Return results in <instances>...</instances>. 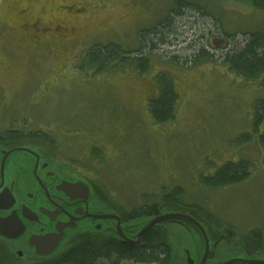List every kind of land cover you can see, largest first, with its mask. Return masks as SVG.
<instances>
[{"label":"rangeland","instance_id":"374dc122","mask_svg":"<svg viewBox=\"0 0 264 264\" xmlns=\"http://www.w3.org/2000/svg\"><path fill=\"white\" fill-rule=\"evenodd\" d=\"M184 1L193 8H185L184 19L174 17L169 40L142 49L150 59L142 73L129 63L98 70L85 63L86 51L110 42L139 50L140 36L164 21L176 0H0V123L40 127L45 134L50 128L66 157L131 209L180 189L183 205L174 209L200 219L210 240L209 263L218 264L241 256L240 239H222L221 226L234 234L264 226V123L254 125L264 74L245 78L222 59L228 46L245 41L244 33L264 29V8L252 0ZM72 4L84 12H68ZM36 18L46 26L89 25L92 32L77 46L54 51L22 31ZM202 46L212 58L194 61ZM161 72L179 99L173 120L155 122L148 102ZM227 161L241 163L248 175L208 183ZM161 228L179 264H188L187 250L201 260L205 244L197 228L167 221Z\"/></svg>","mask_w":264,"mask_h":264},{"label":"flooded vegetation","instance_id":"af4514ba","mask_svg":"<svg viewBox=\"0 0 264 264\" xmlns=\"http://www.w3.org/2000/svg\"><path fill=\"white\" fill-rule=\"evenodd\" d=\"M69 6L72 11L65 10L74 14L85 10L73 4ZM21 28L36 43L42 38L46 41L45 47L52 44L54 51H61L67 46L75 47L86 34L92 32L89 25L85 29L78 24L46 26L41 18ZM45 130L49 133H43L40 127L28 130L27 124L0 123V220L3 222L0 245L4 256L13 264H22L19 260H25L23 264H27L49 258L79 239L138 245L146 231L157 229L166 221L177 220L178 223L182 220L166 219L144 230L156 216L147 217V203L131 209L116 202L111 189L103 187L91 171L74 162V159H68L62 150L64 145L55 142L50 128ZM170 211L181 212H165ZM221 229L222 239H240L238 248L241 256L228 259L239 257L264 261V226L239 234H234L228 226H221ZM58 234H61L58 244L46 253L50 248L46 236L56 238ZM255 235L258 236L257 241L251 239ZM172 253L174 255L173 249ZM210 257L211 249L204 264H212L209 263ZM127 260L133 261L122 259L119 263ZM200 261L194 260V264H200Z\"/></svg>","mask_w":264,"mask_h":264},{"label":"trees","instance_id":"16d2710c","mask_svg":"<svg viewBox=\"0 0 264 264\" xmlns=\"http://www.w3.org/2000/svg\"><path fill=\"white\" fill-rule=\"evenodd\" d=\"M252 1L263 5L264 8V0ZM187 6H192L191 8H193V4L190 2L176 0L175 6L170 9L166 19L158 23L153 30L144 36H140L141 47L139 50L124 48L118 42H110L108 44L96 43L86 51L85 63L90 66H96L98 70L106 69L111 63H114L115 66L129 63L136 66L142 73L147 71L150 68V59L146 53L142 52V49L146 45L155 48L157 45L154 44V40H159L165 44V41L169 40V36L175 30L174 17L178 16L184 19L186 16L184 10ZM244 34L245 41L241 44L234 42L233 47L228 46L222 59L229 69L236 74L242 75L245 78L255 79L264 74V29ZM226 36L229 39L234 37L232 34H226ZM134 52L136 54H132ZM209 56L212 58V55L202 46L194 61L205 59ZM165 75L168 76V79L164 77ZM156 83L158 88L157 94L149 100L148 110L155 122L173 120L175 118L174 114L179 93L170 76L165 72L157 75ZM254 107V125L257 128L264 123V100L255 102ZM260 142L264 144V131L260 135ZM247 175L248 172L244 170L241 163L227 161L216 168L214 177L210 178L208 183H212L214 186L236 183ZM179 191L181 190L176 188L171 194L163 195L158 202L147 204L145 211L147 217L169 210L178 211L174 208L183 205ZM181 221L187 222L197 228L194 223L188 220H178V222ZM197 230L199 231L198 228ZM257 238L258 236L255 235L251 239L257 241ZM2 249L3 247L0 245V261H6V264H8L11 259L4 256V250ZM172 249L167 234L159 226L157 229L146 231L141 243L138 245L122 241L112 243L99 239H79L54 256L35 260L27 264H120L119 261L122 259H129L145 264H179L172 253Z\"/></svg>","mask_w":264,"mask_h":264},{"label":"water","instance_id":"95a60500","mask_svg":"<svg viewBox=\"0 0 264 264\" xmlns=\"http://www.w3.org/2000/svg\"><path fill=\"white\" fill-rule=\"evenodd\" d=\"M171 218H180V219L189 220L190 222L194 223L199 228V230L201 231V233L203 235L204 243H205V250H204L203 257L200 261V264H204L206 257L208 255V252L210 250V241H209V237H208L207 231L204 228V226L192 215H189V214L184 213V212L161 213V214H158L155 217H153L144 230L149 229L151 226H153L156 223H159L161 221H164L166 219H171ZM2 225H3V222L0 220V227ZM0 233H2V232H0ZM8 235H10V234H8ZM60 236H61V234H58L56 238L53 235L46 236L45 240L47 241V244H50V248H49V250L46 251V253L50 252L52 249H54L56 247V245L58 244V241L60 239ZM46 241H44V242H46ZM36 243L39 244V242H36ZM186 254H187L188 264H194V259L191 257L189 250L186 251ZM235 262H244V263H248V264L264 263L263 260H258V259L255 260V259H249V258L235 257V258H230L228 260H225L221 264H233Z\"/></svg>","mask_w":264,"mask_h":264}]
</instances>
